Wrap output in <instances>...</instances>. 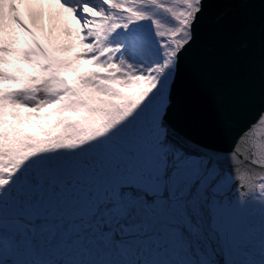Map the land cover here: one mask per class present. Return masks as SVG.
<instances>
[{
	"label": "snow or ice",
	"instance_id": "obj_1",
	"mask_svg": "<svg viewBox=\"0 0 264 264\" xmlns=\"http://www.w3.org/2000/svg\"><path fill=\"white\" fill-rule=\"evenodd\" d=\"M205 6L0 0V264H264V114L227 153L167 119Z\"/></svg>",
	"mask_w": 264,
	"mask_h": 264
},
{
	"label": "water",
	"instance_id": "obj_2",
	"mask_svg": "<svg viewBox=\"0 0 264 264\" xmlns=\"http://www.w3.org/2000/svg\"><path fill=\"white\" fill-rule=\"evenodd\" d=\"M261 12L259 0H206L196 44L181 62L167 117L194 146L231 152L241 134L264 114L259 36L253 50H233L241 29L259 32ZM221 13L224 18L217 24Z\"/></svg>",
	"mask_w": 264,
	"mask_h": 264
},
{
	"label": "rangeland",
	"instance_id": "obj_3",
	"mask_svg": "<svg viewBox=\"0 0 264 264\" xmlns=\"http://www.w3.org/2000/svg\"><path fill=\"white\" fill-rule=\"evenodd\" d=\"M5 68L7 69H11L10 71H13V72H18L19 68L20 67H17L15 69H12L9 65H4ZM23 67V66H22ZM28 67V66H27ZM69 76H70V79L73 77L74 74L72 73H68ZM56 108V105H49L43 109H41V114H40V117H37L35 114L31 117V124H32V128L30 129L31 131H36V132H39L40 131V128L37 127L38 125H49L50 124V121L45 119L43 117V113H47V112H50V111H53L54 109ZM27 113H28V110H23V114H24V117H25V125L24 127L25 128H28V121H27Z\"/></svg>",
	"mask_w": 264,
	"mask_h": 264
},
{
	"label": "bare ground",
	"instance_id": "obj_4",
	"mask_svg": "<svg viewBox=\"0 0 264 264\" xmlns=\"http://www.w3.org/2000/svg\"><path fill=\"white\" fill-rule=\"evenodd\" d=\"M17 2H18L20 13L22 15H24L26 19H29V15H28L29 9L27 7V0H17ZM44 12H45L44 23L48 24L49 23V21H48L49 9L47 8V6L45 7ZM5 65H9L12 69H15L17 67H22V66L23 67H27V65H24V64H22V62H19V61H16V62H14L12 64H5Z\"/></svg>",
	"mask_w": 264,
	"mask_h": 264
}]
</instances>
